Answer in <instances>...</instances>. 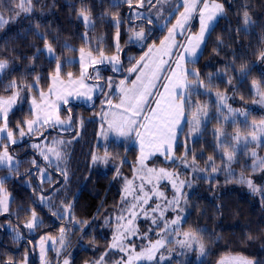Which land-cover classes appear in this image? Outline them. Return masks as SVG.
I'll list each match as a JSON object with an SVG mask.
<instances>
[{
    "label": "trees",
    "instance_id": "1",
    "mask_svg": "<svg viewBox=\"0 0 264 264\" xmlns=\"http://www.w3.org/2000/svg\"><path fill=\"white\" fill-rule=\"evenodd\" d=\"M140 1L0 0V11L9 17L8 23L0 25V60L10 63L0 77V93L15 88L36 90L37 84L48 88L60 62L65 76L78 74L79 63L67 62V57L88 47L113 51L117 32L124 50L123 66L133 64L148 44L162 41L185 5L160 27L156 20L132 14L135 7L141 8ZM144 1L147 7L168 8L164 6L168 2L162 0ZM218 1L225 12L212 26L199 58L187 63L190 95L184 101L188 116L199 103L209 104V119L199 136L192 139L182 133L175 149L178 157L197 152L201 164L211 162L189 196L182 226L194 232L207 251L201 261L187 264H216L230 254L264 264V139L252 137L264 126V0ZM82 12L93 19L89 28ZM140 28L148 32L143 45L128 40ZM46 42L56 49V58L45 54ZM98 103L100 96L92 105L69 103L62 113L71 116L74 129L48 131L75 137L83 124L67 158L72 177L66 179L63 172H55L60 179L40 182L46 161L30 140L0 143V150L8 145L18 161L15 168L0 167L3 186L12 196L10 212H0V264H19L27 254L30 264H39L34 239L44 231L58 234L65 224L71 225L69 244L76 251L72 264L117 262L109 246L114 216L124 204L122 189L129 177L113 175L118 168L133 173L140 149L130 137L121 144L113 141L107 149L96 147L98 122L90 117L99 110ZM31 116L27 102L12 118ZM95 151L108 155V172L94 161ZM42 192L49 195L50 205L40 202ZM34 211L42 217L36 237L16 238L3 228L6 220L23 225Z\"/></svg>",
    "mask_w": 264,
    "mask_h": 264
},
{
    "label": "rangeland",
    "instance_id": "2",
    "mask_svg": "<svg viewBox=\"0 0 264 264\" xmlns=\"http://www.w3.org/2000/svg\"><path fill=\"white\" fill-rule=\"evenodd\" d=\"M26 1L22 0L23 3ZM186 1L162 0L168 2L164 5L168 7L166 9L163 6L147 7L146 2L141 0V8L135 7L132 14L156 20L162 27ZM199 1L190 0V5L181 14L182 24L188 20L193 6L197 7ZM200 5L199 27L196 30L195 23L190 29L191 34L184 39L183 36L179 38L181 46L174 61L172 45L173 41L175 44V37L166 34L161 42L148 44L142 56L124 67V50L117 32L113 51L103 48L93 51L88 47L80 49L76 56L67 57V62L79 63L78 74L65 76L60 62L50 76L48 88L37 84L36 90L15 88L11 93H0V143L14 145L25 139L30 140L33 148L46 161L40 172V182L60 179L55 172H63L66 179L72 177L67 168V158L70 146L79 138L83 124H79V133L75 137L48 132L53 128L64 132L74 129L71 116L62 113L69 103L92 105L100 96V108L94 117H90L98 122L97 148L103 146L107 149L113 141L121 144L128 137L139 147L140 154L133 166V173L119 171L118 168L113 175L129 178L122 189L124 204L114 216V230L110 239L109 249L114 251L117 262L108 264H187L191 260L201 261L206 254L207 250L197 235L184 230L182 226L188 213L189 196L196 190V181L205 176L211 162L207 164L203 161L201 164L197 152L182 157L175 153L180 135L183 133V137L188 135L192 139L199 136L209 119V104L199 103L194 107L193 114H186L184 101L190 95V89L188 66L186 69L185 66L188 58L191 61L199 58L212 26L224 14L225 7L218 0H205ZM26 10L29 12V7ZM164 10L168 11L167 14ZM81 17L88 28L93 24V19L87 13L82 12ZM8 22L9 17L0 11V25ZM147 34L145 28L136 29L128 40L143 45ZM43 50L48 57L56 58V49L49 42L44 44ZM9 66V61L0 60V77ZM152 66L154 68L151 69ZM27 102L32 116L22 120L13 119L14 112ZM194 102L192 98V107ZM259 132L252 137L264 139V126ZM97 153L95 151L94 161L104 172H108V155ZM17 165L15 153L8 145L3 146L0 150V167L15 168ZM3 180L0 178V212L8 213L12 196L3 186ZM30 182L28 180L27 184ZM39 198L42 204L50 205L48 194L42 192ZM41 222V215L34 211L23 225L9 220L2 225L16 238L30 239L37 236ZM60 229L58 234L44 231L34 239L39 264H72L76 251L69 244L71 225H62ZM19 264H30L29 255ZM216 264H256V261L243 255L230 254Z\"/></svg>",
    "mask_w": 264,
    "mask_h": 264
},
{
    "label": "crops",
    "instance_id": "3",
    "mask_svg": "<svg viewBox=\"0 0 264 264\" xmlns=\"http://www.w3.org/2000/svg\"><path fill=\"white\" fill-rule=\"evenodd\" d=\"M203 1H205V0H200L199 1V5H197V7L196 6H193V13L189 16V18H188V20L185 22V23H181V21H180V18H181V14L186 10V7L187 6H189L190 5V0H188V2L187 3H185V5H184V8H183V10H181L180 12H179V14H178V16H177V18H176V20L174 21V23L169 27V29H168V31L166 32V34L169 36V34H170V36L172 35V36H174L175 37V44H174V41H173V45H172V47H173V49H172V55H173V61H174V58H175V56H176V53H177V50L180 48V46H181V42L180 43H178V41H179V38L181 37V36H183V39H184V37H186L187 35H189V34H191V32H190V29H192L193 28V26H194V24L196 23V25L194 26L195 28H196V30L198 29V27H199V24L197 23L198 21H200L201 20V17H200V11H201V3L203 2ZM214 2V1H213ZM195 5V4H194ZM191 22V23H190ZM192 23H193V25H192ZM179 25L181 26L180 28H182V29H180L179 28ZM192 25V26H191ZM172 28V29H171ZM174 29V30H173ZM181 30V31H180ZM171 32H172V34H171ZM165 34V35H166ZM164 35V36H165ZM182 38V37H181ZM177 42V43H176ZM201 52H202V50H201ZM191 59H187L186 60V66H185V69H186V67H187V63H188V61H190ZM155 61L157 62L158 61V58H156L155 59ZM158 63V62H157ZM152 68H154L153 66L151 67V69ZM149 71H151V70H149ZM149 71H147L148 73H149ZM186 71V70H185ZM186 77V76H185ZM187 79V78H186Z\"/></svg>",
    "mask_w": 264,
    "mask_h": 264
}]
</instances>
